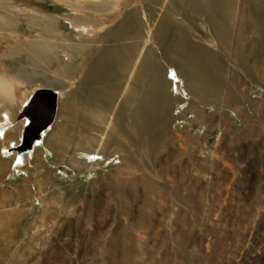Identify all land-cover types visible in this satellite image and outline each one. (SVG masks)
Listing matches in <instances>:
<instances>
[{"label":"rangeland","instance_id":"1","mask_svg":"<svg viewBox=\"0 0 264 264\" xmlns=\"http://www.w3.org/2000/svg\"><path fill=\"white\" fill-rule=\"evenodd\" d=\"M200 1L0 0V123L21 124L0 145V264H264V145L237 140V109L264 99L237 74V21L243 38L264 0H235L224 45L227 0ZM213 51L225 104L189 62L218 71ZM38 87L57 114L23 155Z\"/></svg>","mask_w":264,"mask_h":264},{"label":"crops","instance_id":"2","mask_svg":"<svg viewBox=\"0 0 264 264\" xmlns=\"http://www.w3.org/2000/svg\"><path fill=\"white\" fill-rule=\"evenodd\" d=\"M252 11L253 12H251L248 17H250L252 20H250L249 25L253 28L248 30L249 34L245 35V38H242V33L240 34L241 21H237V74L245 72L244 74L247 73V75L257 73L260 77L263 76V80L260 79V81L258 82L264 89V10L258 9L255 6ZM185 55L186 54H182V56L184 57ZM211 55V59L213 61H211L210 63L213 65V67L216 64L221 63L222 68L219 67L217 71V69L215 68L211 69L208 67V69H206L207 72L205 71L207 79L206 81L203 79L202 86L203 88L207 89L212 87L213 90H216V96L219 97V102H223L225 104L227 96L225 92L227 86L226 65L220 56V51H213L208 55V57H210ZM214 72H217L215 79L219 81L218 85H216L215 87L212 86L215 85V83L211 85V83L209 82L211 81V77L212 75H214ZM242 95L243 97H247L245 98L244 102L249 101L250 97L248 93H242V91L238 90L237 88V97H240ZM254 101H252V106H250L248 109L246 107L237 109V140H239L242 144L264 145V99L258 101L261 103L259 106H254ZM22 106L23 104L17 111L22 109ZM218 124L220 127H225L224 124H221L220 118L218 120ZM20 131V122L17 124V126L12 125L11 128L7 129V132H5L6 135L0 138V145L3 143L2 139L5 137L10 138L11 140H18ZM39 141L33 148L34 150H36L35 156H43L42 152L43 149H45L44 146L40 145ZM28 151L23 152V155L28 153Z\"/></svg>","mask_w":264,"mask_h":264},{"label":"water","instance_id":"3","mask_svg":"<svg viewBox=\"0 0 264 264\" xmlns=\"http://www.w3.org/2000/svg\"><path fill=\"white\" fill-rule=\"evenodd\" d=\"M58 104L59 91L52 87H38L32 92L20 112V116H30V120L25 124L22 142L17 148L19 151L32 147L41 132L54 122Z\"/></svg>","mask_w":264,"mask_h":264},{"label":"bare ground","instance_id":"4","mask_svg":"<svg viewBox=\"0 0 264 264\" xmlns=\"http://www.w3.org/2000/svg\"><path fill=\"white\" fill-rule=\"evenodd\" d=\"M195 1V0H194ZM197 1H200V0H196V2ZM261 1V0H260ZM212 1L211 0H202V1H200L199 2V4H196V3H193V7H194V11L197 13V14H201V13H203V12H207V9H209V8H211L212 9V7H213V4L211 3ZM256 3H258V2H256ZM260 3V2H259ZM236 4V5H235ZM236 8H237V1H235V0H227V1H225V4H224V6H223V8H222V15H223V17L225 18L221 23L219 22V23H217L216 22V24H214L215 25V29H217V32L219 33V37H220V41H221V44H223L224 45V40H223V35H225V34H227V33H229L230 32V29L231 30H233L234 31V24L232 23V28H230V26H229V24L231 23V21H233V17H234V12L236 11ZM213 9L215 10V14H217V13H219V11H220V6H218V5H216V6H214L213 7ZM217 15H219V14H217ZM226 36V35H225ZM227 36H228V34H227ZM229 37V36H228ZM195 54V53H194ZM197 54V53H196ZM190 55V54H189ZM193 55V54H192ZM190 60L191 61H189V62H191V65H192V69H193V71L194 72H192V73H194L195 74V72H197V74H199L198 76H200L201 77V79L200 80H203L204 79V77H203V72L204 71H206V61H205V58H203L202 57V55H201V57H200V55H198V56H190ZM220 66L221 68H222V64L220 63V64H216L215 66ZM201 68V69H200ZM211 68V67H210ZM205 69V70H204ZM202 70V74L199 72V71H201ZM207 72V71H206ZM206 75V74H205ZM214 75H216V72H214ZM218 81H216V84L215 85H212V86H216V85H218ZM209 90V89H208ZM211 91H212V89H211ZM27 103V102H26ZM20 117H22V119H24L26 122H29V120H30V116H27V115H23V116H20ZM55 121V120H54ZM8 122H10V123H12V125H14L13 124V121L12 120H10V119H6V120H4L3 121V123H0V136H1V133L6 129V127H8L9 126V124H8ZM11 125V124H10ZM24 131V130H23ZM45 131V130H44ZM44 131H42L41 132V134H40V137H38V138H36L35 140H34V142H33V144H32V147H29L28 149H25V151L26 150H31L33 147H34V145L39 141V140H41V138L43 137V132ZM22 138H23V133H22ZM22 138H21V141H20V143L22 142ZM19 143V144H20ZM18 144V145H19ZM18 145L17 146H15V149H17L18 148Z\"/></svg>","mask_w":264,"mask_h":264},{"label":"built area","instance_id":"5","mask_svg":"<svg viewBox=\"0 0 264 264\" xmlns=\"http://www.w3.org/2000/svg\"><path fill=\"white\" fill-rule=\"evenodd\" d=\"M13 143H14V142H13ZM16 144H17V143H16ZM16 144L14 143V144H13V146L15 147V146H16Z\"/></svg>","mask_w":264,"mask_h":264}]
</instances>
